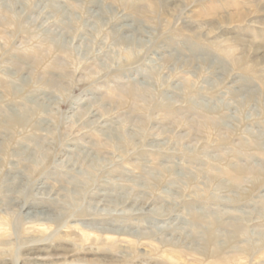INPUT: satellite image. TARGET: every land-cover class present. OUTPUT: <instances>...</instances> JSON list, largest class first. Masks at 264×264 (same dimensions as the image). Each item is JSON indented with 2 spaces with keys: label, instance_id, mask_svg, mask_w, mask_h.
Instances as JSON below:
<instances>
[{
  "label": "rangeland",
  "instance_id": "obj_1",
  "mask_svg": "<svg viewBox=\"0 0 264 264\" xmlns=\"http://www.w3.org/2000/svg\"><path fill=\"white\" fill-rule=\"evenodd\" d=\"M263 80L264 0H0V264H264Z\"/></svg>",
  "mask_w": 264,
  "mask_h": 264
},
{
  "label": "bare ground",
  "instance_id": "obj_2",
  "mask_svg": "<svg viewBox=\"0 0 264 264\" xmlns=\"http://www.w3.org/2000/svg\"><path fill=\"white\" fill-rule=\"evenodd\" d=\"M225 53L228 54V55L233 56V55H234V49L231 48V47H230V48H227L226 51H225ZM263 81H264V80H263ZM40 225H41V224H40ZM2 237H3V234L0 233V244H2V241H1ZM55 258H56V257H55ZM57 258H58V257H57ZM30 260H33V261H39V260H44V259H43V257L35 256V257H32Z\"/></svg>",
  "mask_w": 264,
  "mask_h": 264
}]
</instances>
